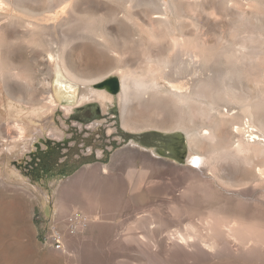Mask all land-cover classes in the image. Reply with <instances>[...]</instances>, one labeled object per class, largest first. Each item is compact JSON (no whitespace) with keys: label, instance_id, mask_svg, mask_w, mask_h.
I'll list each match as a JSON object with an SVG mask.
<instances>
[{"label":"bare ground","instance_id":"bare-ground-1","mask_svg":"<svg viewBox=\"0 0 264 264\" xmlns=\"http://www.w3.org/2000/svg\"><path fill=\"white\" fill-rule=\"evenodd\" d=\"M109 1L0 0V105H3L0 110V141L3 142L4 154L10 151L11 146L21 145L19 150L24 153L33 145L37 138L35 134L44 133L34 122L32 115L36 113L20 118L14 111L17 106L14 102L33 108L35 101H40L43 113L62 105L67 113L72 106L60 102L66 97L78 103L99 99L103 105L111 99L109 94L91 85L99 82L100 76H83L76 70L78 66L73 65L76 68L73 69L67 64L64 51L75 38L90 39L106 54L115 57L117 64L110 69L120 79L121 88L117 96L122 102V125L125 128L181 130L189 143L190 154L187 164H184L188 166L182 177L166 182L164 188L159 189L148 188L151 185L147 180V191L138 195L126 194V202L137 199L151 205L135 214L129 226L116 230L111 225L99 224L100 217L88 210L83 215L74 212L62 222L61 249H65L62 251L65 261L70 264H112L114 249L117 252L119 249L124 252L138 250L146 255V261L142 259L144 262L123 260L117 264H250L248 261H261L264 257V198L257 195L249 197L248 193L264 174V162L253 156L264 153V84L255 81L248 86L247 92L240 85L243 69L254 64L255 57L264 54V45L258 44L256 38L260 34L259 25L252 23L249 17L237 14V19L234 17L237 23L231 22L226 30L228 39L230 37L228 44L224 39L226 35L221 33L215 39V45L209 32H198L196 16L200 10L207 19H211L207 11L213 5L211 0H127L124 10H117V6L114 9ZM229 2L220 0L219 4L229 8ZM83 11L98 15H87L88 18L86 16L85 22L81 23L76 13ZM66 24L74 27L73 36L63 32ZM249 24L252 32L241 35ZM54 30L60 36V43L50 38ZM144 33L149 42L169 38L168 50H152L137 63L116 48L121 38L126 43L129 39L142 44ZM37 48L47 50V70L44 73L50 78L41 81L42 92L33 83L35 79L29 76L36 65ZM214 58L221 61L217 67L212 66ZM220 63L226 66H220ZM75 87L79 88V93L73 91ZM223 104H229L230 108L225 107L224 111ZM254 113L260 114L259 128L249 119ZM242 124L246 125L242 127ZM202 128L208 130L207 136L200 134ZM234 129L237 133L246 129L244 132H248L249 141L253 143H244ZM185 145L187 148L186 140ZM140 149L146 150L144 147ZM191 151L198 160L225 161L220 166L223 173L217 177L234 187L230 197L216 189L206 176L192 170L200 165L190 163L193 160ZM100 171L107 174L109 168L103 164ZM131 172L127 173L128 191L138 190L144 178L138 180L139 183L136 181V186L134 172ZM118 181L113 186L116 189L114 196L108 195L106 185L103 189L104 184L99 186V183L90 181L83 185L91 194L87 203L92 208L104 204L110 211L117 199L119 201V193H123L119 189L125 183L122 179ZM184 182L187 184L182 185ZM21 188L23 194H27L28 191ZM101 193L104 194L100 196ZM28 194L33 196L31 192ZM69 196L67 190H61L58 199ZM196 214L201 215L197 221L193 217ZM173 220L180 222L174 224L175 228H171ZM92 229L96 230L95 238L87 242L86 254L82 255L78 251V237H86ZM66 241L70 242L67 247ZM96 244L109 247L107 257L98 262L92 255V247L95 248Z\"/></svg>","mask_w":264,"mask_h":264},{"label":"rangeland","instance_id":"rangeland-1","mask_svg":"<svg viewBox=\"0 0 264 264\" xmlns=\"http://www.w3.org/2000/svg\"><path fill=\"white\" fill-rule=\"evenodd\" d=\"M109 2H111L109 3L111 7L114 8L117 6V10H124L125 6L128 5L127 0H110ZM210 2L213 3V5L207 11L211 19H207L200 10L196 13L198 19V32H209L212 37L211 40L215 45H217L215 39L222 33L226 35L224 39L227 40L226 43L228 44L230 37L228 39L226 30L232 23H237L235 18L237 19L238 14L240 16L249 17L252 23H257L256 25H259L258 30L260 34L257 32V43L264 45V0H230V7H225L226 9L219 4L220 0H211ZM93 13L94 12L85 11H83V13L77 12V19L81 23H84L90 15H95L97 17L98 14ZM83 14H85V16ZM79 15H81L80 18L78 17ZM172 20L174 23V18ZM63 32L69 36H73L75 29L72 25L66 24ZM251 32L252 25L250 26L249 24V26L243 28L241 35L244 36ZM39 35L41 36L42 34ZM142 37V44H135L129 39H127L126 43V40L121 38L123 41L119 40L116 48L124 52L130 61H137V63L138 60L147 56L152 50H168L169 38H164L159 41L150 40L149 42L146 33H144ZM50 38L57 43L61 41L58 32L55 30ZM80 39L82 38H75L70 41L71 45H67V48L70 46L69 50H67V48L65 49L68 53L64 51V56L67 55L65 56L67 64L71 67L73 65L78 66L77 69L75 68L76 66L72 68L79 72L81 71L82 73H80L83 76L87 75L86 77L96 75L100 76V80H102L107 76L116 75L115 72L110 69V67L116 66L117 64L114 59L115 57L112 54H106L95 44L96 42L85 38L82 40ZM90 47L94 49L89 50ZM45 50L43 51L42 48L40 50L37 48V59L35 58L36 65H34L32 68L33 70L29 72L30 78H33L32 80L35 79L33 83L35 86H38L41 92L44 88L40 84L50 78L44 73L47 70L45 58V52H47V50ZM167 52L170 53V51ZM219 62L221 61L214 58L212 60V66L215 67L216 65L217 67ZM220 64V66H226L223 63ZM241 76L242 80L240 85L244 92H247L248 86L255 81H260L264 84V54L255 57L254 64L244 68ZM91 85L109 94L111 99L106 100V103L103 105L99 99H91L90 101L87 100L78 103L76 100H73V98L66 97L64 101L60 102L72 106L67 113L62 109V105L57 106L56 109H53L51 112L48 111L43 113L40 101H35L33 108L20 102H14V104H17L14 111H17L20 118L27 114L31 117L33 113H36V115L33 114L32 117L35 119V124L40 125L44 133H36L35 136L37 138L34 139L33 145H31L30 149L24 151V153H21L19 150V147L22 148L21 145L11 146L9 148L10 151L4 154L2 148L3 142L0 141V264H70L64 259L65 254L62 251L65 249H61V251L53 249L54 247L51 239L55 232H58L60 236H62L61 223L71 217L74 212L75 214L83 215L92 211L95 215L100 217L99 224L111 225L116 230H119V228L121 229L127 227V225L129 226L130 222L135 218V214L151 206L149 203H140L137 199L136 201L134 199V201L129 200V202H126V197L131 192L134 195H138L139 192L147 191L148 188H164L166 182L172 180L177 181V179L186 173V166L188 165L184 164H187L185 162L190 154L187 138H185L187 152L184 162H179L172 157L158 153L154 146V143L157 142L156 137L158 133L161 132L166 134L173 131H164L156 127L140 129L125 128L122 125V102L117 94H112L105 89L98 88L94 84ZM73 91L79 93V88L75 87ZM93 103L98 104V111L104 115L103 117L98 118L94 116L92 111L94 108L92 105ZM2 107L3 105H0V110L3 109ZM222 107L224 111H226V108H230V105L223 104ZM82 108L83 110H81ZM233 110L234 109H232L231 112ZM126 111H128V109H126ZM245 118L248 119L249 117ZM245 118H243V121H245ZM259 118L260 114L258 113H254L252 118H249L256 128H259L261 125L259 123ZM1 124L2 121L0 120V125ZM245 125L246 124H242V127ZM245 130L246 129L237 133L234 129L236 135L241 138L244 143L249 141V136H247L248 132H244ZM174 131L181 132V130ZM200 134L202 136H207L208 130L202 128ZM183 135L185 136V134ZM261 139L263 138L261 137ZM234 140H237V138ZM249 142L253 143L251 141ZM134 145L139 146V148ZM140 147H144L146 150H142ZM150 150H152V152H150ZM142 151L147 152L144 153ZM154 153L158 154L159 157ZM261 153H258V156H256L257 154H253V156H255V159L257 158L258 161L261 160L264 162V153ZM3 154L4 159H2ZM191 156L193 160L190 161V163L197 164V166L200 165L195 169L192 168L194 172L201 173L203 176L210 179L214 187L224 195L230 197L233 194L234 187L224 184L217 177L218 174L223 173L220 166L222 167L224 165V160L212 161L206 160L205 158L198 160L193 151H191L190 157ZM190 163L188 164L191 166ZM103 164L108 166L109 173H101L100 166ZM130 172H134L132 175H134L133 182L136 186H138V180L140 181L141 178H144V182H142L138 190L135 188L128 191V187L130 186L127 176ZM118 179H122L125 183L124 186L119 189V191L123 193H119V201L117 199L116 204L113 205L114 207L112 206L113 208L110 209V211H108L109 208L103 206L104 204L95 205L94 208H92L91 205L87 203L88 195L91 194L84 189L83 185L90 183V181H92V184L99 183V186L104 184V186L102 185L103 189L106 185L108 195L114 196L116 195L113 192L114 190L116 191L114 185L117 183ZM262 179L258 182V185L253 188L252 192L248 193L249 197L257 195L262 199L264 198V174L262 175ZM147 180L150 181L149 185H151V187L146 185L145 182ZM127 184L128 186H126ZM181 184L187 183L184 182ZM108 185L112 189L108 188ZM21 187H23L25 191H28L27 194L31 192L33 196L29 194L24 195ZM61 190H67L70 196L67 199H58ZM103 194L104 193H101L100 196ZM124 200L125 202H123ZM91 208L93 210H91ZM9 210L11 213L8 212ZM193 217L194 220L197 221L200 219L201 215L198 216L196 214ZM176 221L178 222L179 220L172 221L171 228H175L174 224H180V222L177 223ZM185 222L186 221H183V223ZM92 230L88 231L86 237H78V251H80L82 255L86 254L84 248L88 246L87 244L90 243L91 239L95 238L96 230ZM90 235H93V238H91ZM65 244L67 247L70 242L66 241ZM106 246L107 247H105V245L101 246L96 244L94 246L95 248L92 247V255L96 262L107 257V249L109 247L107 244ZM114 252L115 253L112 255V264H117V262L121 263L123 260L146 261V255L138 250L124 252L119 249V252H117V250L114 249ZM142 259L145 260L142 261ZM262 259H264V257ZM262 259L259 262L252 260L248 261V263L264 264V260Z\"/></svg>","mask_w":264,"mask_h":264},{"label":"water","instance_id":"water-1","mask_svg":"<svg viewBox=\"0 0 264 264\" xmlns=\"http://www.w3.org/2000/svg\"><path fill=\"white\" fill-rule=\"evenodd\" d=\"M94 85L98 88L105 89L112 94H117L121 88L120 79L116 75L107 76L99 82H96ZM92 105L94 106V110L97 111L98 104L93 103ZM103 116L104 115L101 113L97 115L98 118ZM156 139L157 142L154 143V146L158 153L172 157L179 162L185 161L187 148L184 136L181 132L177 131L166 134L159 132Z\"/></svg>","mask_w":264,"mask_h":264},{"label":"built area","instance_id":"built-area-1","mask_svg":"<svg viewBox=\"0 0 264 264\" xmlns=\"http://www.w3.org/2000/svg\"><path fill=\"white\" fill-rule=\"evenodd\" d=\"M51 242L55 249H61L63 247L62 236H60L58 232H55V234L53 235L51 239Z\"/></svg>","mask_w":264,"mask_h":264},{"label":"flooded vegetation","instance_id":"flooded-vegetation-1","mask_svg":"<svg viewBox=\"0 0 264 264\" xmlns=\"http://www.w3.org/2000/svg\"><path fill=\"white\" fill-rule=\"evenodd\" d=\"M81 110H83V108H82ZM92 111H93V113H94V116H97V115L99 114L98 109H97V111H96V110H94V108H93Z\"/></svg>","mask_w":264,"mask_h":264}]
</instances>
